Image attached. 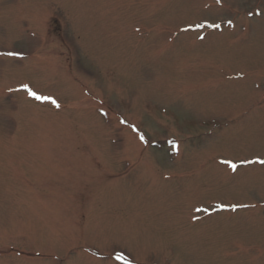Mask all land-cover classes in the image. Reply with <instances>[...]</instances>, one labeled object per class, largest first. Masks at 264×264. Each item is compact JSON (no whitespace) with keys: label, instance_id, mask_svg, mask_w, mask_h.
I'll return each mask as SVG.
<instances>
[{"label":"rangeland","instance_id":"374dc122","mask_svg":"<svg viewBox=\"0 0 264 264\" xmlns=\"http://www.w3.org/2000/svg\"><path fill=\"white\" fill-rule=\"evenodd\" d=\"M261 161L264 0H0V264H264Z\"/></svg>","mask_w":264,"mask_h":264},{"label":"snow or ice","instance_id":"6c2138e0","mask_svg":"<svg viewBox=\"0 0 264 264\" xmlns=\"http://www.w3.org/2000/svg\"><path fill=\"white\" fill-rule=\"evenodd\" d=\"M214 27H219V25H212ZM7 55H15V53H7ZM24 89L26 91H28V94L33 97L34 99H37V100H42V101H49L51 102L52 104H54L55 106L59 107L58 104H56V101L51 99L50 97H43V96H39L36 92L32 91L30 88H28L27 85H24ZM262 163H264V161H261ZM232 167L233 170H235L236 168V165L235 164H231L230 165ZM120 258H123V257H120Z\"/></svg>","mask_w":264,"mask_h":264}]
</instances>
